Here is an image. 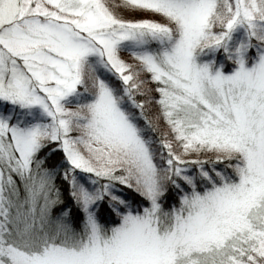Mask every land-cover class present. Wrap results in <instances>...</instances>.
Segmentation results:
<instances>
[{"label": "snow or ice", "instance_id": "snow-or-ice-1", "mask_svg": "<svg viewBox=\"0 0 264 264\" xmlns=\"http://www.w3.org/2000/svg\"><path fill=\"white\" fill-rule=\"evenodd\" d=\"M0 264H264V0H0Z\"/></svg>", "mask_w": 264, "mask_h": 264}]
</instances>
